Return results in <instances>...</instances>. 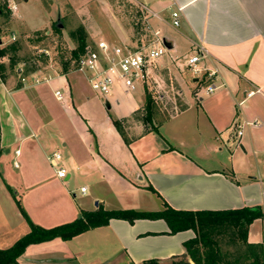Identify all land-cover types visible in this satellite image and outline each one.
Masks as SVG:
<instances>
[{
	"label": "crops",
	"instance_id": "crops-1",
	"mask_svg": "<svg viewBox=\"0 0 264 264\" xmlns=\"http://www.w3.org/2000/svg\"><path fill=\"white\" fill-rule=\"evenodd\" d=\"M131 1L146 12L151 33L168 46L146 84L128 91L115 87L103 97L86 87L85 75H56L40 84L55 83L58 111L47 114L51 104L41 89L31 95L27 92L38 87L15 90L12 82L0 80V249L30 231L11 204L16 177L13 186L4 179L9 159L14 169L22 155L28 162H34L35 154L50 160L58 153L49 152L56 150L60 138L57 114L67 111L73 122L82 121L84 131L79 132L80 142L61 143L71 146L63 181L73 172L86 191L80 194L81 203H71L65 192L57 196L45 186L49 176L44 172L25 168L23 186H43L32 207L23 204L34 225L50 229L75 221L82 211L98 209L158 213L165 206L182 212L258 208L263 217L249 225L247 242L264 244V0ZM106 11L109 16V5ZM173 12L178 13V26L172 24ZM129 36L118 33L106 43L133 44ZM198 50L203 54L196 64L201 73L195 75L188 61ZM210 72L214 76L209 78ZM208 85L215 86L212 94ZM147 96L154 104L148 124L143 121ZM166 99L174 102V112L165 106L157 110ZM75 100L84 112L77 110ZM113 120L121 123L122 134ZM239 126L242 135L237 137ZM194 237L191 230L172 234L162 219H113L69 241L31 245L17 264L166 262L186 255L184 243Z\"/></svg>",
	"mask_w": 264,
	"mask_h": 264
},
{
	"label": "rangeland",
	"instance_id": "rangeland-1",
	"mask_svg": "<svg viewBox=\"0 0 264 264\" xmlns=\"http://www.w3.org/2000/svg\"><path fill=\"white\" fill-rule=\"evenodd\" d=\"M17 4L18 11L12 15L8 11L5 1L0 0V52H3V56H0V67L5 76L4 82H12V87L15 90L27 89L30 91L32 87H38L27 92L31 95H36L35 92L41 89L47 99L46 102L51 104L48 105L49 108L47 107V114H54L58 111L56 105L54 106L56 101L53 98L55 83L41 86L37 84V81L51 80L54 76L64 74V72L83 76L84 74L77 71V60L80 56L77 59L73 56L74 52L79 54L80 38L85 39L84 52L95 49L98 42H108L114 37L116 39L118 33L124 36L126 32H129V40L134 41L133 44L120 43L119 46L122 47L135 46L136 41L145 44L154 39V35L145 21L146 12L131 0H26V2L17 0ZM108 5L109 16L106 11ZM58 21L62 24L61 29L54 28ZM85 83L86 87L89 86L91 89L89 82ZM119 86L121 83L116 82L112 88ZM60 89L64 94V90ZM170 98L172 99V97ZM74 105L80 113H82L81 110L84 112V108L79 106L81 102L78 104L75 100ZM164 106L169 112H174L172 100L166 99L165 102L163 101L157 106V110ZM89 111L94 116V108L90 107ZM65 113L57 114L61 117V120L55 122L60 138L57 141L56 150H49L50 153L55 151L61 155L62 161L58 162V168L64 167V159L67 157L68 149L71 148V146L62 147L61 143L80 142L79 132L84 131L82 121L73 122L68 111ZM151 114L154 115L153 109ZM146 116L145 112L143 118ZM31 159L34 162H28L22 155L15 160L20 166L15 169L12 158L9 159L10 164H8L4 175L6 183L10 186H13L11 179L16 177V182H13L16 186L12 191L11 204L14 212L18 213L21 219L24 217L21 216L17 203L25 212L24 201L25 203L29 202L32 207L36 196L41 195L43 191L42 185H35L29 190L23 186L22 172L26 173V169L31 166V173L32 170H36V172H44L49 176V181L45 186L51 189L54 194L62 196L65 192L71 203L73 201L75 204L82 202L83 197L79 192L82 182L73 172L70 180L65 182L57 179L55 168L51 165L50 160L46 161L44 157L36 154ZM68 171L66 170L67 173ZM72 194H74V199ZM28 210L33 213V209L29 206Z\"/></svg>",
	"mask_w": 264,
	"mask_h": 264
},
{
	"label": "trees",
	"instance_id": "trees-1",
	"mask_svg": "<svg viewBox=\"0 0 264 264\" xmlns=\"http://www.w3.org/2000/svg\"><path fill=\"white\" fill-rule=\"evenodd\" d=\"M55 28V26H54ZM85 39H79L78 52H74L75 59L84 54ZM3 56V52H0ZM67 74L64 72L65 75ZM0 80L4 82L5 76L0 67ZM154 104L147 96L144 123H151V111ZM116 130L122 134L121 123L112 121ZM17 206L26 220L30 231L18 239L7 249H0V264H17L18 258L31 245H38L54 239L69 241L72 238L98 227L108 225L110 220H125L133 223L138 219H162L168 225L170 232L191 230L195 237L184 243L186 255L176 256L166 262L150 259L143 264H264V244H249L247 231L249 225L258 218L263 217L260 209L242 208L229 211H174L165 206L162 212L139 213L134 211H82L75 221L44 229L34 225L23 212L19 203Z\"/></svg>",
	"mask_w": 264,
	"mask_h": 264
},
{
	"label": "built area",
	"instance_id": "built-area-1",
	"mask_svg": "<svg viewBox=\"0 0 264 264\" xmlns=\"http://www.w3.org/2000/svg\"><path fill=\"white\" fill-rule=\"evenodd\" d=\"M7 4L8 11L15 15L17 12V0H4ZM180 11V10H179ZM178 13H172V24L178 26ZM156 34V33H155ZM154 39L148 43H140L135 46H112L106 42H98L95 49L86 50L83 55L77 60V71L84 74L89 82L90 88L93 92L100 96H107L110 94L113 85L120 82L121 86L126 90H132L136 84H146L150 77V70L166 51L162 39L154 35ZM203 54L201 50L196 52V55L191 57L188 61L190 71L199 75L201 70L196 67ZM213 73H209L208 77H213ZM24 81V80H23ZM47 82L46 80L37 81V84ZM207 93L212 94L215 86L208 85ZM251 94V93H249ZM248 94V95H249ZM58 100L62 99L61 92L54 93ZM236 132V136L240 137L242 131ZM18 154V152H16ZM61 160L59 153H52L50 157L51 165L56 169L57 178L65 180L67 172L65 169L59 167L58 162ZM15 167L17 164H14ZM86 188H80V194H84Z\"/></svg>",
	"mask_w": 264,
	"mask_h": 264
},
{
	"label": "water",
	"instance_id": "water-1",
	"mask_svg": "<svg viewBox=\"0 0 264 264\" xmlns=\"http://www.w3.org/2000/svg\"><path fill=\"white\" fill-rule=\"evenodd\" d=\"M62 28V24L58 21L56 24H55V29H61ZM162 43L164 45L165 48H168L165 40H162ZM0 45H1V41H0Z\"/></svg>",
	"mask_w": 264,
	"mask_h": 264
}]
</instances>
